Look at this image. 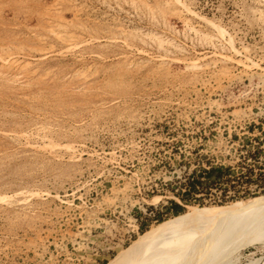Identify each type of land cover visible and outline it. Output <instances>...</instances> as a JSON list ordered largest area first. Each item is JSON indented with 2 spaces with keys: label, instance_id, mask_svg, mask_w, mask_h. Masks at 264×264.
Listing matches in <instances>:
<instances>
[{
  "label": "rangeland",
  "instance_id": "1",
  "mask_svg": "<svg viewBox=\"0 0 264 264\" xmlns=\"http://www.w3.org/2000/svg\"><path fill=\"white\" fill-rule=\"evenodd\" d=\"M259 127L264 0H0V264H129L164 224L263 211L254 187L163 208L193 169L252 168ZM234 246L139 264H264V234Z\"/></svg>",
  "mask_w": 264,
  "mask_h": 264
},
{
  "label": "bare ground",
  "instance_id": "2",
  "mask_svg": "<svg viewBox=\"0 0 264 264\" xmlns=\"http://www.w3.org/2000/svg\"><path fill=\"white\" fill-rule=\"evenodd\" d=\"M258 234H264V210L211 214L200 219L168 223L136 242L133 250L137 253L129 264L149 262L155 254L174 253L177 249L183 251L190 244L197 248L193 258L218 260L236 248L230 247L235 240L241 239L244 244Z\"/></svg>",
  "mask_w": 264,
  "mask_h": 264
},
{
  "label": "trees",
  "instance_id": "3",
  "mask_svg": "<svg viewBox=\"0 0 264 264\" xmlns=\"http://www.w3.org/2000/svg\"><path fill=\"white\" fill-rule=\"evenodd\" d=\"M259 129L261 133L253 138L256 145L251 150L247 149L245 154H241L242 149H246V146L252 144L249 141H246L242 148L237 150L240 160L253 162L252 168L248 165L244 167L241 160L235 166L207 163V167L193 169L183 177V181L178 180L174 185L169 184V193L179 202L174 199L167 200V206L163 207L165 212L178 216L185 211L186 205L202 207L205 205V199L210 198L213 191L220 193V199L214 201V204L218 206L252 196L245 191V188L254 187L255 192L264 194V171L261 167H256L255 164L264 153V131H261L260 127ZM255 168L258 170L257 172H255ZM247 204L249 205V203Z\"/></svg>",
  "mask_w": 264,
  "mask_h": 264
}]
</instances>
